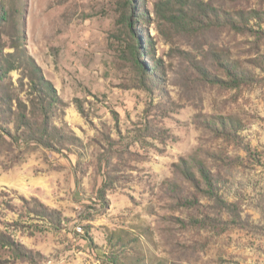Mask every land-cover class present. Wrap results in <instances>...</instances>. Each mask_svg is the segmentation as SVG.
<instances>
[{
  "label": "rangeland",
  "instance_id": "1",
  "mask_svg": "<svg viewBox=\"0 0 264 264\" xmlns=\"http://www.w3.org/2000/svg\"><path fill=\"white\" fill-rule=\"evenodd\" d=\"M117 1L0 0V96L14 98L0 134H17L16 97L38 107L32 67L58 97L54 147L0 137V229L41 252L39 264H114L113 254L119 264H264V0H204L256 10L246 34L183 29L174 5L141 0L134 29L156 68L147 84ZM227 60L255 81L213 84L206 72L224 76ZM219 118L236 135L217 137ZM192 155L206 161L225 206L175 172ZM22 197L61 211L62 224L29 213Z\"/></svg>",
  "mask_w": 264,
  "mask_h": 264
},
{
  "label": "trees",
  "instance_id": "2",
  "mask_svg": "<svg viewBox=\"0 0 264 264\" xmlns=\"http://www.w3.org/2000/svg\"><path fill=\"white\" fill-rule=\"evenodd\" d=\"M237 3L240 0H234ZM245 4L249 0H242ZM141 0H118L119 9V21L122 26L123 32L128 36V49L132 55L134 63L138 68L140 80L147 84L146 81L151 80L149 77L152 72H155V64L153 62L143 61L142 54L151 58V53L148 50H141V46H144V39L138 34L135 24L139 23L143 18L144 14L139 12L138 5ZM161 5L163 6H175L177 12L175 18L177 22L182 26L183 29L197 28L202 25L209 27H226L229 30H233L237 33H248L251 30L249 25V19L252 15L256 14V10H250L245 6H239L235 4L234 10H227L215 7L212 2H205L204 0H162ZM15 8L11 9L9 17L15 21L16 16ZM7 11H3L0 8V20L6 19ZM13 37L15 40L14 47L20 49V33L17 32ZM20 60V59H15ZM29 65L30 63L27 62ZM222 68L224 76L214 75L213 73L206 72L209 74L208 80L213 84L219 86H239L242 83H250L255 81L253 73L249 70L241 68L235 61H224L222 62ZM32 67L33 74L38 78V83L34 80V95L38 99V107L34 110H30L28 105L19 97H16L19 101L17 107V134L12 136L10 130H6L4 134H0V137L6 139L10 136L12 139L15 138L17 145L22 146L24 144L38 143L48 147H54L52 140L53 135H58L52 131L57 129L52 122V111L58 103V97L56 96L55 89L51 85H47L42 81L41 75L37 74V71ZM3 74H0V78H3ZM41 77V78H40ZM39 87V89H38ZM14 98L11 96H0V117L7 113H13L12 102ZM7 104V106H3ZM4 108H9L5 110ZM83 111V110H82ZM210 128L217 137H223L230 139L233 135H236V127L232 120L226 118H219L211 122ZM14 140V139H13ZM175 172L179 174L185 182L190 185V188L194 189L195 195L200 194L203 196H209L215 200L220 206H225L226 201L223 196L218 192L217 182L215 175L208 167L206 161L199 158L197 155H192L189 158H181L180 162L174 164ZM175 184L173 185L174 188ZM180 185L177 183L176 188ZM101 199L106 200V194L104 188H101ZM193 193V192H192ZM193 193V194H194ZM194 196V195H193ZM198 197V196H196ZM186 200L190 196L185 197ZM23 206L29 213L39 215L46 221L50 222L52 226L59 227L63 220L64 215L61 211L43 203L38 198L31 200L22 197ZM191 202H194L191 200ZM91 240V238H90ZM0 250L3 252V256L0 257V264H16L18 261L28 262L29 264H39L41 259L45 257L41 252H36L24 243L17 240L14 235L7 231L0 229ZM114 264H119L117 255H114Z\"/></svg>",
  "mask_w": 264,
  "mask_h": 264
}]
</instances>
